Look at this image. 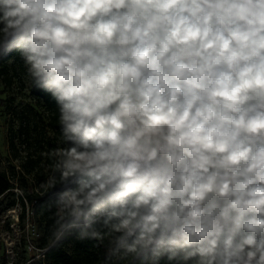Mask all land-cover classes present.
I'll use <instances>...</instances> for the list:
<instances>
[{"label": "clouds", "instance_id": "9594fccd", "mask_svg": "<svg viewBox=\"0 0 264 264\" xmlns=\"http://www.w3.org/2000/svg\"><path fill=\"white\" fill-rule=\"evenodd\" d=\"M12 52L58 105L53 244L264 264V0H0Z\"/></svg>", "mask_w": 264, "mask_h": 264}, {"label": "rangeland", "instance_id": "374dc122", "mask_svg": "<svg viewBox=\"0 0 264 264\" xmlns=\"http://www.w3.org/2000/svg\"><path fill=\"white\" fill-rule=\"evenodd\" d=\"M7 64L10 83L0 79V173L13 187L0 197V264H48L37 247L46 231L31 211L48 190L55 134L45 124V111L19 52Z\"/></svg>", "mask_w": 264, "mask_h": 264}, {"label": "trees", "instance_id": "16d2710c", "mask_svg": "<svg viewBox=\"0 0 264 264\" xmlns=\"http://www.w3.org/2000/svg\"><path fill=\"white\" fill-rule=\"evenodd\" d=\"M0 58V79L10 83V76L8 74L7 59L13 54ZM35 87V86H34ZM36 88V87H35ZM36 93L39 101L45 111V124L53 130L54 149L58 147H65L60 139V126L58 123L59 110L58 105L52 98L50 93L36 88ZM23 134H27V128L22 129ZM56 138V139H55ZM53 162L55 157H50L49 165L53 170ZM53 175V171L51 176ZM13 184L11 180L4 174L0 173V197L11 191ZM48 190L38 197V201L34 204L31 214L33 217L40 220L41 228L46 231L37 243V247L42 251L43 259L48 261V264H111L113 260L106 258V248L108 246V239L97 241L94 239H78L75 234L69 235L58 243L53 244V232L57 226L56 222L62 214L59 206L54 202V191ZM32 203V199L29 198ZM22 202V201H21ZM22 204H24L22 202ZM137 261L130 260L126 264H135ZM160 264H178L177 261H168L167 258H162Z\"/></svg>", "mask_w": 264, "mask_h": 264}]
</instances>
